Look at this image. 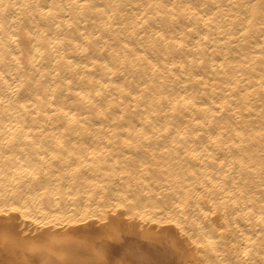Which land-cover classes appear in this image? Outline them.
Segmentation results:
<instances>
[{
	"label": "snow or ice",
	"instance_id": "snow-or-ice-1",
	"mask_svg": "<svg viewBox=\"0 0 264 264\" xmlns=\"http://www.w3.org/2000/svg\"><path fill=\"white\" fill-rule=\"evenodd\" d=\"M119 7L99 5L95 0H70L67 4L0 0V173H3L0 175V217L5 218L0 224V236L9 239L13 213L25 219L31 217L33 223L41 226L53 221L83 223L87 218L103 221L105 213L115 215L119 209H125L129 221L137 215L143 220L144 215L133 214V210L139 208L141 200L151 192L148 188L143 192L132 190L131 180L143 184L139 176L145 175L144 168H150L149 160L158 159V152L161 156L175 153L177 157L183 156L185 162L189 158L200 162L204 173L197 175L193 172L195 179L189 185H170L165 190L174 197L171 200L173 209H187L194 203L196 219L202 221L200 238L189 237L197 245L196 252L200 255H194L187 264H264V257L258 262L251 260L252 248L248 247L253 245L264 250V149L259 160H254L239 118L232 119L235 113L223 106H218L215 112L207 107L197 109L187 123L181 121L177 124V118L185 111L184 106L195 108L198 101L187 93V85H180V92L184 95L176 90L180 77L170 88L164 87L163 81L159 85L154 83L167 71V65L161 64L164 54L181 53L186 47L182 41L177 43L170 38L169 32L181 25L187 27L188 32H199L200 25H203L209 34L217 28L230 34L228 29L238 23L237 30L246 35L257 19L264 30V0L231 5L232 8H242L243 15L228 11L224 15L227 28L218 21L228 6L219 0H201L200 3L155 0L154 3L137 5L138 8L154 9L152 21L143 19L139 32L134 31L129 38L116 40L114 44L119 47L104 40L105 33L96 35L98 30L95 28L89 32L86 25L85 30L80 31V19L95 25L98 18L103 20L104 17L107 18L103 20L104 24L111 29ZM65 9L72 11L62 19L61 12ZM72 12L78 19H73ZM214 21L217 22L215 25ZM246 24L248 28H245ZM133 36L135 39L131 38ZM209 38L210 35L203 37L204 40ZM145 40L152 51L145 48L138 54L137 49ZM69 49L75 55L91 59L92 71L69 59ZM49 50L55 54V67H45L41 63ZM109 57L116 61L123 57L124 63L109 67L112 64ZM260 59L264 62V45H261ZM98 60H104L101 67L107 73H120L124 84L116 87L121 94L126 93V98H131L127 105L123 100L114 104L115 98L109 99L111 92L104 91L110 85H103L96 79ZM177 66L172 65L173 68ZM179 67L194 71L183 60ZM147 73H151L153 83L145 82L143 89L130 86L129 75L135 79L137 75ZM196 79L203 83L198 74ZM203 86L208 87L207 84ZM74 88L78 90L73 91ZM81 110L89 115L82 117ZM226 113H229L227 119ZM136 117L139 118L138 124L131 122ZM95 124H99V128L94 127ZM260 135L264 141V129ZM103 139H107L108 144L122 141V147L130 151L126 157L128 163L120 172L122 177L130 178L129 191L118 201L107 200L103 207L93 208L94 197L100 196V192L94 189L99 187L104 191L105 186L97 185L87 175L91 165L84 163L88 158L85 152L91 148L89 141L95 143ZM91 152L95 155L94 148ZM137 158L143 167H133ZM217 164L219 170H228L223 180L208 175V169ZM232 173L240 179L237 180ZM252 173L260 178L259 196L254 191ZM79 189L92 193L87 202L77 203L78 198L72 196ZM43 207H49L50 211L54 208L58 215L50 216V212H44V223H41L39 214ZM34 213L37 215L33 216ZM179 214L183 215V211ZM218 214L224 217L226 224L236 225L235 232L231 228L222 229L223 244L212 238L216 229L208 228L205 223L209 217ZM150 219L153 224L160 223V220ZM241 219L253 225L251 235L245 236L240 230ZM166 222L172 220L166 219ZM177 227H181L179 223ZM181 231L188 235L183 228ZM225 232L232 237L231 241L224 236ZM233 252L244 259L233 261ZM57 264L77 262L58 261ZM96 264L104 262L97 261ZM139 264L153 262L141 261Z\"/></svg>",
	"mask_w": 264,
	"mask_h": 264
},
{
	"label": "bare ground",
	"instance_id": "bare-ground-1",
	"mask_svg": "<svg viewBox=\"0 0 264 264\" xmlns=\"http://www.w3.org/2000/svg\"><path fill=\"white\" fill-rule=\"evenodd\" d=\"M13 2H16V0H13ZM19 2L25 3L28 0H19ZM40 2L44 4L53 2L67 4L70 0H40ZM154 2L155 0H95V3L99 5L120 6L117 9V19L115 22H111V29H108L103 22L107 19L106 17L103 20L98 18L95 25L91 24L90 21L80 19V31H84L86 25L89 32L95 28L98 30L96 35L105 33L103 39L109 40L113 46L119 47L118 44H114L116 40L129 38L134 31L139 32V25L143 22V19L146 18L152 21L154 9L138 8L136 6ZM165 2L173 3L179 2V0H165ZM192 2L200 3L201 0H192ZM219 2L228 6V10L220 16L218 21L225 24L227 28L224 15H227L228 11L231 13L239 12L243 15L242 8H232L231 5H245L249 2L254 3L256 0H219ZM70 11L72 10L65 9L61 12L60 18H66ZM145 13H147V16H145ZM72 15L73 19H78L74 12H72ZM37 19H39V16H37ZM216 23L214 21V25ZM245 28H248L247 24ZM237 29H239L238 23L228 29L230 34H225V32L219 31L218 28L209 34L203 25H200L199 32H188L187 27L181 25L169 32L170 38L176 40L177 43L182 41L186 47L181 53L164 54L161 58V64L167 65V71L164 72L163 76H158L154 83L159 85L163 81V86L170 88L173 81L180 77L179 82L176 84V90L180 92V85H187V93L198 101L195 108L184 106L185 111L177 118V124L181 121L187 123L188 118L197 109L203 107L211 109L212 112H215L218 106L230 109L231 112L235 113L232 119L239 118V124L247 138L246 144L250 148V154L254 160L258 161L260 152L264 149V141H262L260 135L262 129H264V87H262L264 62L260 59L261 45H264V30L261 29L258 19L246 35H241V31ZM117 34H119V37H117ZM140 34L143 35L142 32ZM206 35H210L208 40L203 39ZM131 38L135 39L134 36ZM102 43L103 41H101ZM145 48L148 52L152 51L148 47L147 40L139 45L138 54L143 52ZM54 56L55 54L49 50L41 63L45 67H55ZM68 58L73 59L74 62H79L82 68L86 65L89 71L93 69L91 59H84L79 55H75L71 49H69ZM37 59H39L38 55ZM109 59L112 58L109 57ZM129 59H131V54ZM181 60L189 64L190 69H194V71L188 72L179 67ZM201 60L203 64L200 63ZM193 61L195 63H192ZM102 63H104V60L97 61L96 79L100 80L103 85H110L104 91L111 92L109 99L114 97V104L123 100L124 104L127 105L131 98H126V93L121 94L116 87L117 85L122 87L124 84L120 73H107L101 67ZM123 63V57L119 61L112 59V64L109 67L114 65L119 67ZM173 64L178 66L173 68ZM197 74L203 78V83L196 79ZM150 76L151 73H147L137 75L133 79L129 75L127 80L130 86L143 89L145 82L153 83ZM204 84H207L208 87L205 88ZM77 90L73 89V91ZM184 94V92H180V95ZM94 95L95 92H93ZM141 111H143V108H141ZM88 115L87 111L81 110L82 117ZM228 115L229 113L225 114L226 119ZM131 122L138 124L139 118L136 117ZM94 127L99 128V124H95ZM88 143L91 144V148L85 152L88 158L84 163L86 166L91 165V167L87 169V175L90 179H94L97 185L103 184L105 186L104 191H101L99 187L94 189V191H99L100 196L105 197V199L102 200L100 196H95L96 202L92 207H103L107 200L115 202L128 193L130 178L127 176L122 177L120 172L123 170L124 165L128 163L126 157L131 153L122 147V141L108 144V140L103 139L95 143L91 141ZM92 148L95 149V155H92ZM148 163L150 168H144L145 175L139 176V173H135L143 180V184H137L135 180H131L132 190L143 192L148 188L151 192V195L141 200L140 207L133 210V214H143V220L137 215L134 220L129 221L126 219L128 213L125 209H119L115 215L105 213L103 221L99 218H87L83 223H68L67 221L56 223L53 221L46 226H41L33 223L31 217L25 219L23 216L13 213L9 223V239L5 240L3 236H0V264H44V262L57 264L58 261H74L77 264H96L97 261H103L104 264H139L141 261H152L153 264H187V261L194 255L199 256L200 254L196 252L197 245L189 239V237H192V239L200 238L202 221L196 219L195 204L193 203L187 209H173L171 200L174 197L165 190L170 185L173 187H180L181 184L189 185L195 179L192 175L193 172L197 175L204 174L202 165L190 158L185 162L183 156L177 157L175 153L161 156L159 152L158 159L149 160ZM136 166L143 167L139 164V158L133 165V167ZM219 167L217 164L208 169L210 178L214 177L219 180L225 178L224 173L228 170H219ZM164 169H167V171ZM0 175H3V173H0ZM232 175L237 180L240 179L236 173H232ZM251 176L254 178V191L256 196H259L260 178L256 173H252ZM150 182L152 183L150 184ZM91 194L85 192L84 189H79L77 192H73L72 196L77 197V203H79L80 201L87 202ZM175 199L178 202V196ZM158 209H163V211H158ZM68 211H71V209ZM180 211H183V215L179 214ZM44 212H50V216L58 215L54 208L50 211L49 207H43L39 214L41 223H44L42 217ZM36 215V213L33 214V216ZM161 217L171 219L172 222L168 223L166 219H161ZM150 218L160 220V223L153 224ZM4 222L5 218L0 217V224ZM177 223L181 227L178 228ZM205 223L208 228L216 229L212 234V238L219 244L224 243L221 240L222 229L231 228L233 232L236 231L235 223L226 224L221 214L209 217ZM181 228L188 233L187 236L184 235ZM239 228L247 236L251 235L253 225L241 219ZM224 236L228 241L232 240L228 233L225 232ZM248 247L252 248L249 254L252 261L258 262L264 257V250L253 245H248ZM231 259L236 261L244 259V257L233 252Z\"/></svg>",
	"mask_w": 264,
	"mask_h": 264
}]
</instances>
